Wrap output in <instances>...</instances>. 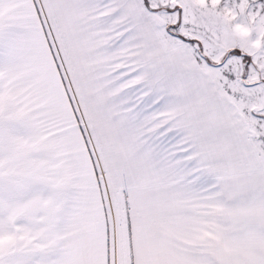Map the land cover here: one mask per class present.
Listing matches in <instances>:
<instances>
[{
  "label": "snow or ice",
  "instance_id": "6c2138e0",
  "mask_svg": "<svg viewBox=\"0 0 264 264\" xmlns=\"http://www.w3.org/2000/svg\"><path fill=\"white\" fill-rule=\"evenodd\" d=\"M0 264H264V0H0Z\"/></svg>",
  "mask_w": 264,
  "mask_h": 264
}]
</instances>
